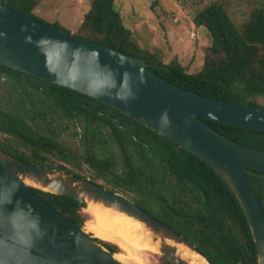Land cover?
Here are the masks:
<instances>
[{
    "label": "trees",
    "instance_id": "1",
    "mask_svg": "<svg viewBox=\"0 0 264 264\" xmlns=\"http://www.w3.org/2000/svg\"><path fill=\"white\" fill-rule=\"evenodd\" d=\"M40 2L0 0L45 22L33 14ZM114 4L90 0L75 35L149 62V70L186 90L264 111V102L257 101H264V6L252 9L239 25L215 1L197 11L193 23L205 29L210 45L201 68L189 72L176 58L163 63L140 47ZM47 24L69 32L57 22ZM205 122L239 144L264 151V132ZM71 127L77 145L63 139ZM0 150L111 192L130 193L140 208L194 245L209 264H257L242 209L223 180L193 154L107 103L0 65ZM85 167L92 173L85 174ZM243 170L264 214V172ZM33 191L71 222L84 224L82 204ZM98 241L108 251H118L115 244Z\"/></svg>",
    "mask_w": 264,
    "mask_h": 264
},
{
    "label": "water",
    "instance_id": "2",
    "mask_svg": "<svg viewBox=\"0 0 264 264\" xmlns=\"http://www.w3.org/2000/svg\"><path fill=\"white\" fill-rule=\"evenodd\" d=\"M0 65L107 103L199 158L237 199L255 244L257 264H264V214L243 170L264 172V151L239 144L205 122L264 132L263 110L186 90L149 70V62L2 4ZM33 189L83 206L99 203L133 217L152 233L160 255L170 264H187L176 255L177 245L207 262L194 245L130 198L0 150V264H123L99 238L84 230V224L65 218Z\"/></svg>",
    "mask_w": 264,
    "mask_h": 264
},
{
    "label": "rangeland",
    "instance_id": "3",
    "mask_svg": "<svg viewBox=\"0 0 264 264\" xmlns=\"http://www.w3.org/2000/svg\"><path fill=\"white\" fill-rule=\"evenodd\" d=\"M40 1L33 14L47 23H59L72 34L78 30L90 4V0ZM213 1L220 3L237 25L246 20L252 9L264 6V0H115L114 7L121 15L124 26L133 32L140 47L156 54L163 63L176 58L192 72L201 68L204 53L210 45L207 32L194 25L193 17ZM257 101L260 104L264 102L261 98H257ZM74 132L71 127L62 136L67 143L77 145L79 141ZM84 173L90 174L92 171L85 167ZM97 182L100 183V180ZM122 195L131 199L130 193ZM81 213L84 224L92 221L85 206ZM136 256V264H164L159 252L138 251Z\"/></svg>",
    "mask_w": 264,
    "mask_h": 264
},
{
    "label": "bare ground",
    "instance_id": "4",
    "mask_svg": "<svg viewBox=\"0 0 264 264\" xmlns=\"http://www.w3.org/2000/svg\"><path fill=\"white\" fill-rule=\"evenodd\" d=\"M85 209L91 214L92 221L84 224V230L118 246L120 250L115 252L114 258L121 263L136 264L138 251L159 252V243L140 221L99 203L88 202ZM176 255L187 264H207L200 255L182 245L176 246Z\"/></svg>",
    "mask_w": 264,
    "mask_h": 264
}]
</instances>
